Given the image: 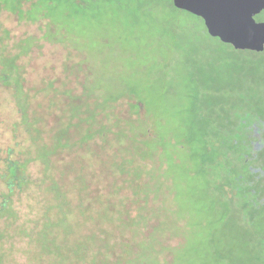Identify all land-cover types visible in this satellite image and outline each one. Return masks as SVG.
Listing matches in <instances>:
<instances>
[{"label": "rangeland", "instance_id": "374dc122", "mask_svg": "<svg viewBox=\"0 0 264 264\" xmlns=\"http://www.w3.org/2000/svg\"><path fill=\"white\" fill-rule=\"evenodd\" d=\"M57 5L51 24L0 6V56H16L32 123L28 132L0 83V177L18 169L13 194L0 179L18 220L4 227L18 238L22 224L65 216L66 244L82 240L115 264H264V207L238 223L212 146L229 116H264V19L225 44L171 0ZM56 136L67 147L46 169L36 144ZM14 254L5 264H27Z\"/></svg>", "mask_w": 264, "mask_h": 264}, {"label": "trees", "instance_id": "16d2710c", "mask_svg": "<svg viewBox=\"0 0 264 264\" xmlns=\"http://www.w3.org/2000/svg\"><path fill=\"white\" fill-rule=\"evenodd\" d=\"M27 1H31V4L28 9H23L22 4L23 2ZM58 3L59 0H0V6L2 5L7 9L15 11L19 17H26L28 19L46 18L48 19V22H50V24L51 22L60 20L59 6L57 5ZM26 42L28 43V41ZM26 48L27 46L25 47V49ZM1 60L2 67L0 66V83L12 90L13 96L20 109L24 127L29 132L32 123L31 121H29V118L27 116V97L25 95V92L23 91L21 77L18 71V67L15 63L16 56L4 55L3 57H1ZM90 130L91 129H89V134ZM220 131L221 129L217 128L215 125L212 128V135H220ZM62 147H67V145L63 143V139L61 137L56 136L51 141L50 145L37 143L36 156L46 167V169H48L49 156L54 151H57ZM214 151L217 152L218 150L214 148ZM19 162L20 161H18L17 159L14 161H12L11 159L5 160L6 164L12 163V165L14 163L18 164ZM10 169L11 171L9 173L4 172V174H1L0 179L2 183L6 185L8 194L11 195L13 194V189H15V187L10 184V181H15L16 179H18V169L14 166H11ZM48 190L51 191L52 194L58 199L64 198V196L60 192H57L58 189L55 184H52L51 187L48 188ZM2 198L3 199H1L0 201V240H2L4 246H2V244L0 245V254H2V258H0V264H5V262L3 261V257H10L14 253V255L19 253L23 257L24 263L27 264H115V262L112 263V261L107 258L108 255H104V252H98L93 248L89 252L86 251L87 248L85 247L82 240L77 239L75 243L71 245L66 244V239H68L70 236V228L65 222V216L63 218H59L58 220L56 219V221L52 220L49 213H47L46 216L43 217L46 220L42 218L41 220L36 222V226L33 228V231H31L32 228L29 227V225L24 226L22 224L20 225V229H22L23 231H20V236L18 238L13 237V230H11L10 228L6 229L4 225L10 226L12 224H18L16 222L17 217L12 215L9 195H5L4 197L2 195ZM59 207L56 209H58V212H62L61 208ZM55 226L60 227L62 231H52L53 229H55ZM5 235H12L9 236V241L13 245L11 248H9L4 242V238L6 237ZM17 242H19V245L21 244L22 247L17 245ZM37 244L42 248H39ZM52 246H54L53 254L49 255L48 251H41V249ZM25 254H27L28 256H26ZM97 254H99L100 257L97 256ZM15 264L19 263L15 262Z\"/></svg>", "mask_w": 264, "mask_h": 264}, {"label": "flooded vegetation", "instance_id": "af4514ba", "mask_svg": "<svg viewBox=\"0 0 264 264\" xmlns=\"http://www.w3.org/2000/svg\"><path fill=\"white\" fill-rule=\"evenodd\" d=\"M171 4L176 9L199 18L204 31L217 38L208 32L206 19L202 14L177 6L174 0H171ZM242 117L245 115L238 119L233 115L229 116L227 126L230 127L222 128L219 133L221 137L214 138L213 141L220 163L223 162L222 171L217 172V176H224L226 179L220 190L221 197L236 213L240 225L247 221L243 216L244 209L252 207L256 211L264 207V116L251 121ZM249 212L253 213L251 210ZM260 231L263 230L260 228Z\"/></svg>", "mask_w": 264, "mask_h": 264}, {"label": "water", "instance_id": "95a60500", "mask_svg": "<svg viewBox=\"0 0 264 264\" xmlns=\"http://www.w3.org/2000/svg\"><path fill=\"white\" fill-rule=\"evenodd\" d=\"M179 7L202 14L208 32L222 43H231L253 22L264 19V0H174ZM263 34L261 35V37ZM264 45V37L262 38Z\"/></svg>", "mask_w": 264, "mask_h": 264}]
</instances>
